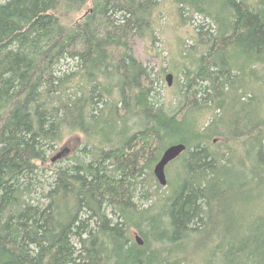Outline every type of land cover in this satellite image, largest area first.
<instances>
[{
  "label": "trees",
  "instance_id": "16d2710c",
  "mask_svg": "<svg viewBox=\"0 0 264 264\" xmlns=\"http://www.w3.org/2000/svg\"><path fill=\"white\" fill-rule=\"evenodd\" d=\"M167 4L182 25L201 20L173 103L131 46ZM72 132L82 154L52 164L44 187L41 164ZM178 142L168 192L141 207L138 185L156 183ZM197 253L264 264V0H0V264H198Z\"/></svg>",
  "mask_w": 264,
  "mask_h": 264
},
{
  "label": "rangeland",
  "instance_id": "374dc122",
  "mask_svg": "<svg viewBox=\"0 0 264 264\" xmlns=\"http://www.w3.org/2000/svg\"><path fill=\"white\" fill-rule=\"evenodd\" d=\"M89 8L87 4L81 11L74 13L61 14V19L67 23L72 24ZM160 13V12H159ZM155 27L152 33H147L142 37H134L132 39V50L134 56L147 66L151 76V86L156 92V96L165 100L166 103L174 102L175 98L179 96V91L184 89V83H186V73L192 71L194 68L193 59L200 51L197 45L196 24L198 21L189 22L186 25H182L175 14V10L171 5L167 4L166 9L163 11L161 18L158 12L155 14ZM196 43V44H195ZM200 48V46H199ZM201 49V48H200ZM192 53V56H188V53ZM171 75V84L168 85L166 75ZM188 76V75H187ZM193 79V76H191ZM196 79H193L194 82ZM195 87V86H194ZM208 116L202 119V123H205ZM84 135L80 132L67 133L56 149L50 152L48 161L41 164V169L38 173L37 179L44 185V187L52 180V171L49 167L52 164L65 165L67 164V157L74 155H81L80 152L85 142ZM222 138L216 139V142L222 141ZM230 145V143H229ZM246 147V146H245ZM67 148L68 154L60 160L51 162L50 158L54 156L61 149ZM239 151L242 147H238ZM176 163L168 164L165 168L166 178L175 177L177 170ZM156 181V179H155ZM160 188H158V186ZM168 185L166 187L161 186L158 181L145 180L142 186L139 184L136 192V202L142 206H148L152 200H157L158 197L164 196L168 192ZM39 194V193H38ZM228 210L229 215L239 217L241 214L245 217L242 207H230ZM226 216V215H225ZM246 218V217H245ZM202 259V256L200 254ZM196 263L201 264L197 260L199 254L194 257ZM203 264V263H202Z\"/></svg>",
  "mask_w": 264,
  "mask_h": 264
},
{
  "label": "water",
  "instance_id": "95a60500",
  "mask_svg": "<svg viewBox=\"0 0 264 264\" xmlns=\"http://www.w3.org/2000/svg\"><path fill=\"white\" fill-rule=\"evenodd\" d=\"M166 80L168 82V85H170L171 84L170 74L166 75ZM185 150H186V145L181 142L173 143L167 146L163 150L159 160L155 163L153 167L154 177L156 178V180L161 186H165L167 184V178H166V173H165L166 166L170 162L178 158ZM67 154H68L67 148L61 149L54 156L50 158V161L55 162L57 160H60L64 158ZM134 238L139 245H143L144 242L139 234L135 233Z\"/></svg>",
  "mask_w": 264,
  "mask_h": 264
}]
</instances>
